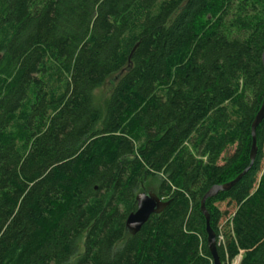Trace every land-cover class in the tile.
I'll return each mask as SVG.
<instances>
[{
	"label": "trees",
	"instance_id": "trees-1",
	"mask_svg": "<svg viewBox=\"0 0 264 264\" xmlns=\"http://www.w3.org/2000/svg\"><path fill=\"white\" fill-rule=\"evenodd\" d=\"M263 49L264 0H0V264H212L200 199L249 165ZM254 137L203 203L220 264H264Z\"/></svg>",
	"mask_w": 264,
	"mask_h": 264
},
{
	"label": "water",
	"instance_id": "water-1",
	"mask_svg": "<svg viewBox=\"0 0 264 264\" xmlns=\"http://www.w3.org/2000/svg\"><path fill=\"white\" fill-rule=\"evenodd\" d=\"M261 61L264 67V49L262 51ZM264 115V95L258 110L256 111L251 124H250V133H251V143H250V150H249V165L253 161V157L256 151L255 145V137H254V128L261 120L262 116ZM248 165V166H249ZM248 166L241 171L238 175H236L233 179L218 185H212L209 187L205 193L202 195L200 199L199 208L201 213L204 216V227H205V240L207 244V248L209 254L212 259V264H220L218 256L216 254L215 243H214V233L209 227L208 224V214L204 208V200L207 197L213 196L218 191H225L231 185H233L245 172ZM166 201H162L157 197V195L151 190L140 191L135 195V209L133 212H130L124 221L125 229L130 234L135 232L141 224L148 218L149 214L151 213H158L162 210V208L166 205Z\"/></svg>",
	"mask_w": 264,
	"mask_h": 264
},
{
	"label": "rangeland",
	"instance_id": "rangeland-1",
	"mask_svg": "<svg viewBox=\"0 0 264 264\" xmlns=\"http://www.w3.org/2000/svg\"><path fill=\"white\" fill-rule=\"evenodd\" d=\"M109 82L107 83H105L103 86H102V88H101V90L103 91V92H106L107 90H108V88H109ZM154 188V187H153ZM238 258H239V256L238 257H236L235 259H234V261L231 263V264H236V262L238 261Z\"/></svg>",
	"mask_w": 264,
	"mask_h": 264
}]
</instances>
